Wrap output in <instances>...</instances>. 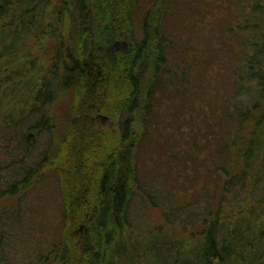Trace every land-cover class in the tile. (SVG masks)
Instances as JSON below:
<instances>
[{"label":"trees","instance_id":"1","mask_svg":"<svg viewBox=\"0 0 264 264\" xmlns=\"http://www.w3.org/2000/svg\"><path fill=\"white\" fill-rule=\"evenodd\" d=\"M174 1L151 0L136 23L139 0H0V264L49 225L31 198L45 176L62 231L20 264H264V0H235L223 32L226 3L196 20L213 0ZM137 204L201 222L199 237L142 245L155 236Z\"/></svg>","mask_w":264,"mask_h":264},{"label":"rangeland","instance_id":"2","mask_svg":"<svg viewBox=\"0 0 264 264\" xmlns=\"http://www.w3.org/2000/svg\"><path fill=\"white\" fill-rule=\"evenodd\" d=\"M221 2H222V4H220ZM150 3H151V0H139L138 5L136 7V11L134 12V19H133L136 21V23L142 22L143 15L149 10V8L151 6ZM225 3H226L227 7L225 8V12L223 13L224 18H223L222 22H220V23L217 22V25H216L217 27H215V31L223 32L224 29L227 28L231 24L233 18H235L234 16H235L236 10H237V9H235V3H236L235 0H213V2H211V4L208 3L202 9L204 14L194 13V12H197L198 4L196 2H193L194 7H196V10L195 11L193 10L194 12L192 11V13H194L193 16L196 20H201V19L203 20V19H205L206 15L219 14L220 12H222L220 8L223 7V5ZM180 4L181 3L177 2V0L174 1V4H173L174 8L172 9L174 11V13L178 10L177 8H179ZM209 5H211V6H209ZM234 10H235V12H234ZM47 12H49V11H47ZM46 15H47V13H46ZM47 18L48 17L45 16V19L43 20V22H44L43 23L44 24L43 29L45 28L47 23L53 24L52 21L51 22L47 21L48 20ZM207 19H209V18H207ZM179 22H180L179 19H177V20L172 19V21L168 20L165 23L168 24V28H170V31L176 32V29L178 28ZM192 32H196V31H192ZM242 40L243 39H241L240 37H235V40H233V41H235V43L231 44L233 46H231V45L230 46H228V45L223 46L224 54L222 55V57H223V61H224L225 65L230 66V65L235 63L232 50H234L233 49L234 46H235V49H237V47L241 43H243ZM118 45H119V43H118ZM126 45H127L126 42H124V45L120 44L118 46V48H123ZM47 46H48L47 40H45V50L46 51L48 49ZM226 72L228 74V70L225 69L224 75L222 76L221 79H223L225 77ZM225 80H226V78L223 79V81H225ZM206 90H208V89H206ZM60 103H64V107H65V109L63 111L58 109L60 112H62L60 115V116H62V114H64V113L66 114L68 112L67 107L73 103V100L68 95L66 97H63V100H61ZM66 104H68V106ZM60 107H63V106H60ZM36 190H37V193L35 194V192H33V194L31 195V198L33 197L32 198L34 200L33 202L36 203V206L39 207V212H37V214H41L45 217L44 212L49 211V216H50L49 225H50V227H49V225L46 227L44 225L45 228H43L44 230L41 233V232H35L37 227L35 229H33L32 226H28L30 228H28V227L26 228V233L21 232L20 234H22L23 236L30 234V235H28V238H30V239L32 238V241L30 242L28 240L29 241L28 242V241H25L24 239H18V241L12 246V251L6 253V255L5 254L2 255V256L10 257V259L12 260L11 264H20L18 260H19V258H22V256H20V254L17 253L18 251L23 255V253L25 251L27 252V250L30 252L34 248L35 243L43 242L44 240H45V248H46L47 244L51 241L56 240L58 238V235L62 231L61 224H60V209H61L60 203H59L60 197H58L59 190H58L57 180L55 179L54 176H45L44 181L40 183L39 187H37ZM54 196H56V197H54ZM233 204H234V209H232V211H235V210L241 211L243 209V207H242L243 202H242L241 198L239 200L233 199ZM141 208H140L139 204H137V206L134 208V211H133L134 222H136V224H139L140 226L143 224L144 221H146L144 223L145 226L148 223H150V228H152L151 230L153 231L152 234H154V236H155L153 238H151V237L147 238V237L142 236L144 238V239H142L143 240L142 245L143 244L145 245V242H147V243L150 242L151 239H158L159 237L157 234H159V232L160 233L161 232L169 233L170 231L173 232L174 234H176V237H178V239H180L182 241V243L185 245L186 249L188 247H190V244L195 237H197V238L199 237V234L197 232H198V229L200 227H202L201 222H197L195 225H179L177 223L171 224V223H167L165 221V219L163 218V213L161 211V208L151 206L148 209H146V215L145 214L142 215V213H140ZM30 222H32V220ZM28 224L31 225V223H28ZM48 230L51 232V236H52L50 239H49ZM132 231H133L132 235L138 236L137 232H135L133 229H132ZM31 232L36 233V236L38 238L37 240L32 237ZM126 235H128V234L125 233V236ZM44 237H45V239H44ZM46 237H47V239H46ZM45 252H46V249H45ZM156 257L158 260L155 259ZM164 259L165 258L163 256V254L157 252L156 255H154V256L151 255L145 264H156L158 261L160 264H162L164 262L163 261ZM141 260H142V258L139 257L137 260H134V262H137V264H139V262ZM28 261L30 262L31 260H28ZM140 264H143V262H140Z\"/></svg>","mask_w":264,"mask_h":264}]
</instances>
